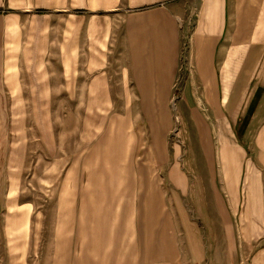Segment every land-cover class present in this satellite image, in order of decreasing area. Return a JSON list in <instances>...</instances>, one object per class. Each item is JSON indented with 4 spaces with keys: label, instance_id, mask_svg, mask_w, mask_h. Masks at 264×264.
Returning <instances> with one entry per match:
<instances>
[{
    "label": "crops",
    "instance_id": "1",
    "mask_svg": "<svg viewBox=\"0 0 264 264\" xmlns=\"http://www.w3.org/2000/svg\"><path fill=\"white\" fill-rule=\"evenodd\" d=\"M2 6L7 7V31L14 33L7 43L19 49L18 59L12 52L10 62L25 64V68L47 61L63 64L69 95H140L145 111H166L177 89L189 108L196 98L188 96L204 94L212 103L213 96H218L232 132L251 143L241 149L244 156L249 152L252 164L241 160V149L223 143L218 152L220 168L212 171L215 177L200 166L197 172L202 182L189 190L196 192L192 195L199 198L200 216L210 223L217 264H233L236 231L240 239L261 243L264 54H240L236 59L242 62V69H238L229 51L237 33L246 41L238 45L264 48V0L252 7L247 0H1L0 11ZM30 31L36 35L35 43L27 40ZM236 85L245 88L243 94L250 92L251 106L247 104L241 114L233 115ZM212 111L213 118L220 117L215 107ZM200 125L203 133L204 125ZM128 144L129 139L124 140L115 160H130ZM99 152L96 161L91 159L94 165L80 190L78 209L72 205V195L68 199L67 264H158V257L164 260L159 264H174L180 250L168 233L171 221L157 225V192L149 171L144 174L128 165H96L98 158L109 162L114 158ZM175 173L186 191L182 174L177 169ZM209 175H213L214 185L203 181ZM157 233L163 240L162 250L156 248ZM263 255L261 244L251 264H263Z\"/></svg>",
    "mask_w": 264,
    "mask_h": 264
},
{
    "label": "rangeland",
    "instance_id": "2",
    "mask_svg": "<svg viewBox=\"0 0 264 264\" xmlns=\"http://www.w3.org/2000/svg\"><path fill=\"white\" fill-rule=\"evenodd\" d=\"M247 1L251 7L256 2L258 5L263 2ZM5 10L7 7L2 6L0 264H67L68 199L72 195V205L75 203V209H78L80 190L89 181L87 173L94 165L91 159L96 161L99 151H106L114 160L98 158L100 161L96 165L100 162L104 166L128 165L140 168L139 172L144 174L149 171L150 182L157 192V225L162 227L165 220L171 221L167 226L170 227L168 233L180 250L174 264L219 263L213 256L210 223L200 216L196 202L199 198L194 197L192 194L196 192L189 188L202 182L198 167L210 170L211 174L220 168L218 152L221 144H230L235 150L251 146V143L232 132L224 117L225 106L219 103L218 96H213L214 106L208 99L210 96H188V99L196 98V103H190L189 108L177 89L170 96L166 111H145L140 102L144 96L140 95H69L63 64L47 61L36 66L28 64L25 68V64L10 62L12 52L18 59L19 49L15 50L7 43V37L14 33L7 31ZM26 37L29 42H36V35L31 31ZM244 42L243 35L237 33L235 45L229 51L235 59L244 52L264 54L261 46L238 45ZM236 67L242 69V62L237 60ZM178 78L177 85L181 80ZM237 85L238 94L232 96L237 98L233 115L244 111L245 105L251 106L250 92L243 94L245 88L240 90ZM91 106L99 108L88 109ZM213 107L220 117L213 118ZM200 123L204 125L203 133ZM126 139H129L130 160H115ZM243 152L241 160L252 164L249 152L246 156ZM175 169L182 174L186 191L181 189ZM213 175L203 181L214 185ZM134 179L138 176L134 175ZM208 198L212 204L210 193ZM240 205L243 207L242 199ZM168 233L165 232L166 238ZM236 234L237 252L232 256L233 264H251L259 246H264V239L259 243L260 240L240 239L238 231ZM159 237L157 233L156 248L162 250L164 244ZM219 246L221 252L223 243ZM262 257L264 264V255ZM159 258L156 262L163 263L164 260L159 261ZM231 263L227 261L226 264Z\"/></svg>",
    "mask_w": 264,
    "mask_h": 264
}]
</instances>
